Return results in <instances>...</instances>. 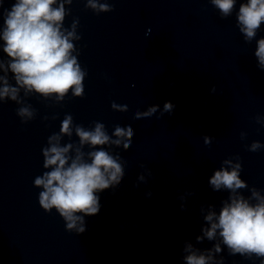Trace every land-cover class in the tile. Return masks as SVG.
<instances>
[{"label":"clouds","instance_id":"obj_1","mask_svg":"<svg viewBox=\"0 0 264 264\" xmlns=\"http://www.w3.org/2000/svg\"><path fill=\"white\" fill-rule=\"evenodd\" d=\"M73 0H15L10 9L4 8V0H0V16L3 24L0 27L2 52L7 60L0 59V102L11 100L18 105L17 115L22 122L34 119L36 110L25 103V98L36 94L44 99L55 96L57 101H63L71 90L73 97H83L86 70L79 61V51L75 41L81 39L77 34L79 21L74 19L70 28L64 27L65 17L69 14L65 5H71ZM212 5L219 10L222 18L232 15L237 0H211ZM86 8L97 14L113 11L107 2L86 0ZM237 16V26L246 42L256 38L264 24V0H246L240 2ZM255 57L258 68L264 71V37L256 41ZM9 73L12 74L10 82ZM23 90V96L21 95ZM215 92V87L212 89ZM114 111L127 112V105L111 104ZM159 106H149L146 111H137L134 119L152 117ZM174 105L165 102L164 112L171 113ZM47 119V117H45ZM55 119V117H53ZM257 123L264 124V119L257 116ZM94 127L85 128L74 124L73 117L65 115L58 133H53L47 139V146L42 149V175L34 179V186L42 189L39 193V205L45 212L53 209L65 221L66 230L82 234L86 231L85 217L94 216L100 212L99 193L118 186L124 175V162L119 153L112 154L108 150L112 146L128 150L132 144L134 129L131 126H114L112 139L101 122H93ZM79 138V145L72 142L61 145L64 136L73 135ZM241 139L246 133H241ZM212 137L204 136L206 145L211 144ZM85 145L90 150L82 151ZM264 148L259 141H253L248 150L256 152ZM74 150V156L70 152ZM87 156V159L85 158ZM233 164L231 158L223 160V165L209 178V184L216 191L222 187L230 190L227 201L219 209V213L209 211L204 216L208 223L202 227L203 235H197V243L205 238L216 240L217 234L222 238V244L227 247L230 255L240 254L247 258L255 256L264 264V195L256 187L249 189L251 195L245 197L238 192L247 189L248 184L241 179L242 165L240 157ZM141 167H145L141 165ZM148 176L151 172L146 169ZM139 181L146 182L141 174ZM151 196V192L147 193ZM191 195V193H188ZM180 199L183 201L184 196ZM184 210V204H181ZM203 211V209H202ZM188 253L183 256L185 264H224L221 256V242L213 244L210 249L200 251L192 244H186L183 249Z\"/></svg>","mask_w":264,"mask_h":264}]
</instances>
